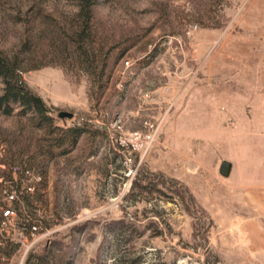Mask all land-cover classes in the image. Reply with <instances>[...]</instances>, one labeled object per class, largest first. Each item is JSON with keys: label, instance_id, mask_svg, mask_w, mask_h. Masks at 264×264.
Masks as SVG:
<instances>
[{"label": "rangeland", "instance_id": "374dc122", "mask_svg": "<svg viewBox=\"0 0 264 264\" xmlns=\"http://www.w3.org/2000/svg\"><path fill=\"white\" fill-rule=\"evenodd\" d=\"M95 1L98 83L70 41L75 1L0 0V49L54 119L0 113V188L13 165L41 176L0 264L28 245L21 264H264V0Z\"/></svg>", "mask_w": 264, "mask_h": 264}, {"label": "trees", "instance_id": "16d2710c", "mask_svg": "<svg viewBox=\"0 0 264 264\" xmlns=\"http://www.w3.org/2000/svg\"><path fill=\"white\" fill-rule=\"evenodd\" d=\"M77 4L78 11L75 14L74 20L75 29L72 32L71 44L75 47L77 54V61H79L84 69L90 70L96 75L94 83L101 82L104 76L105 64L101 61V53L98 50L97 55L91 46L92 40V17L93 9L95 7V0H73ZM96 63V64H95ZM99 67V72L96 74V69ZM24 71L22 68V60L18 54L8 55L0 49V113L10 115L14 109L18 108L21 115L32 114L39 125H51L54 122L53 117L50 115V110L42 98L33 93L22 80L21 73ZM85 128L75 124L66 129H62L58 138L54 139L53 147L60 148L59 155L68 153L77 143L80 136L85 133ZM46 154L52 157L53 152L51 147L47 148ZM19 165V164H17ZM23 168H28L25 165H19ZM8 190L15 191L18 200L12 202V208L16 211L21 218H23V226L27 229L31 228L32 223L36 219V214L31 210L33 207V193L26 192L21 188L20 182H15L9 177ZM6 188V187H5ZM2 188H0L1 194ZM22 202V203H21ZM22 204L23 210L21 211L19 205ZM28 256L25 264H42L43 259L39 256Z\"/></svg>", "mask_w": 264, "mask_h": 264}, {"label": "built area", "instance_id": "2783aa9c", "mask_svg": "<svg viewBox=\"0 0 264 264\" xmlns=\"http://www.w3.org/2000/svg\"><path fill=\"white\" fill-rule=\"evenodd\" d=\"M12 178L15 182H20L21 188L25 189L26 192L32 193L35 189L37 182L39 183L41 180V176L39 174H34L31 172V169L23 168L19 165H13L10 168ZM1 195L3 197V205H0V229L3 230L4 227L11 222L14 221V217L16 216V211L12 208L11 204L13 201L18 200V197L15 191H10L4 187L1 190ZM20 232L23 233L24 230L22 227L20 228ZM36 233V228L30 229V232L27 234L32 241H35L33 238ZM30 245L26 246L25 252L22 255L21 263L25 257V254ZM20 263V264H21Z\"/></svg>", "mask_w": 264, "mask_h": 264}, {"label": "water", "instance_id": "95a60500", "mask_svg": "<svg viewBox=\"0 0 264 264\" xmlns=\"http://www.w3.org/2000/svg\"><path fill=\"white\" fill-rule=\"evenodd\" d=\"M57 116H58V118H60V119H63V118H65V117H66V118H71V117H72V114L69 113V112L61 111V112L58 113ZM230 167H231L230 163L227 162V161H224V162L221 163L220 171H221L223 174L227 175V174L229 173V171H230Z\"/></svg>", "mask_w": 264, "mask_h": 264}]
</instances>
